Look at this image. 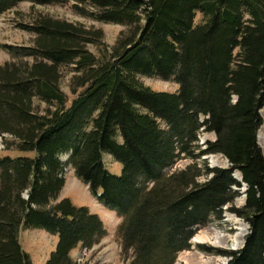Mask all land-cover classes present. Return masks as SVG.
I'll use <instances>...</instances> for the list:
<instances>
[{"label": "trees", "instance_id": "16d2710c", "mask_svg": "<svg viewBox=\"0 0 264 264\" xmlns=\"http://www.w3.org/2000/svg\"><path fill=\"white\" fill-rule=\"evenodd\" d=\"M24 2L71 5L125 30L109 48L102 30L41 15L23 28L31 45L3 46L13 60L0 65V137L17 156L0 158V264H34L24 231L58 239L46 264H77L79 247L105 237L98 214L60 200L68 167L123 220L130 264H177L227 207L250 226L244 248L198 249L264 264V0H0V18ZM144 78L179 90L154 91ZM204 132L216 140L201 145ZM212 155L229 168H211Z\"/></svg>", "mask_w": 264, "mask_h": 264}, {"label": "rangeland", "instance_id": "374dc122", "mask_svg": "<svg viewBox=\"0 0 264 264\" xmlns=\"http://www.w3.org/2000/svg\"><path fill=\"white\" fill-rule=\"evenodd\" d=\"M48 16L56 19L66 20L72 23L86 26L89 29L102 30L105 34V43L111 48L115 45L121 32L125 29L122 26L114 24H106L95 22L91 19L81 17L74 13L71 5H52L42 6L34 5L30 2L20 4L13 11L4 14L0 18V65L11 62L13 59L3 46H29L32 44L34 36L26 32L23 28L29 25L38 16ZM200 18L197 19L199 23ZM94 53H97L95 47H91ZM70 77L66 75L62 81V89L66 93L69 91ZM144 84L157 92L177 93L179 85L174 81H166L161 78H144ZM264 110V109H263ZM261 115H263L261 113ZM264 120V116H262ZM259 134L264 138V124ZM214 134L204 132L200 135V144L204 145L208 141H215ZM264 142V140H263ZM260 145V144H259ZM260 147L264 152V145ZM16 157L17 154L7 151L0 137V158ZM69 156L62 158L63 162H67ZM204 159L208 160L212 168H229L228 161L219 155L208 156ZM203 159V160H204ZM105 163L114 175H121L122 166L116 164L110 156L105 157ZM189 164L188 161L180 162L175 170L184 169ZM66 185L61 192L60 200L70 199L77 207H87L94 214H98L106 228L105 237L95 245L92 249L79 247L73 254L72 258L77 264H130L132 261V253L124 255L122 239L119 233L122 219L115 212H111L103 204H101L92 194L88 185L83 183L76 177L74 171L68 167L65 175ZM241 196L236 200L235 207L241 208L246 203L245 187L241 189ZM231 207H227L223 214L222 221H214L208 226L202 228L195 237H200L203 242H194L192 240V249L181 253L178 257L177 264H227L230 258L214 253H204L198 249V246H204L212 250L219 251H241L250 234V226L244 220L238 218L229 211ZM215 232L221 233L223 238L220 240H229L239 236V250H234V243L227 242L224 246H215L207 239L215 237ZM212 240V239H211ZM225 243V242H222ZM22 244L27 253L30 254L34 264H46L51 254L58 246V239L41 230H29L22 233Z\"/></svg>", "mask_w": 264, "mask_h": 264}, {"label": "bare ground", "instance_id": "6f19581e", "mask_svg": "<svg viewBox=\"0 0 264 264\" xmlns=\"http://www.w3.org/2000/svg\"><path fill=\"white\" fill-rule=\"evenodd\" d=\"M261 113L263 114L262 116H264V110H262L261 111ZM263 127V126H262ZM261 130V129H260ZM259 136V139H258V142H259V144L261 145V146H263L264 145V142H263V140H264V138L262 139V137H261V135L259 134L258 135ZM237 178H242V175L240 174V173H237L236 175H235ZM235 189H237V188H235ZM215 237H212V238H209V239H207L210 243H212L213 245H215V246H226L227 245V242H233L234 243V250H239L240 248H242L241 246L243 245V243H242V245H240L238 242V240H239V236H236V237H234V238H231V239H229V240H220L221 238H223L222 236H224V235H222L221 233H218V232H215ZM212 239V240H211ZM193 241L194 242H203L204 240H202V238H200V237H195L194 239H193ZM222 242H225V243H222Z\"/></svg>", "mask_w": 264, "mask_h": 264}, {"label": "water", "instance_id": "95a60500", "mask_svg": "<svg viewBox=\"0 0 264 264\" xmlns=\"http://www.w3.org/2000/svg\"><path fill=\"white\" fill-rule=\"evenodd\" d=\"M235 179L236 180H238L239 182H242V178H237L236 176H235ZM247 189H246V186H245V191H246Z\"/></svg>", "mask_w": 264, "mask_h": 264}]
</instances>
